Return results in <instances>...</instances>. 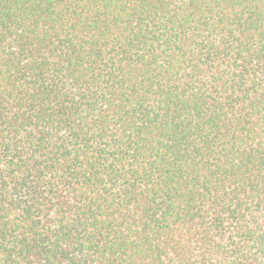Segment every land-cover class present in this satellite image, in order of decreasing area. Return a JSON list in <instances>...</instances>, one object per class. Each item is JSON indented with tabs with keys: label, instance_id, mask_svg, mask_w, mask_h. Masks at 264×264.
<instances>
[{
	"label": "trees",
	"instance_id": "obj_1",
	"mask_svg": "<svg viewBox=\"0 0 264 264\" xmlns=\"http://www.w3.org/2000/svg\"><path fill=\"white\" fill-rule=\"evenodd\" d=\"M0 264H264V0H0Z\"/></svg>",
	"mask_w": 264,
	"mask_h": 264
}]
</instances>
